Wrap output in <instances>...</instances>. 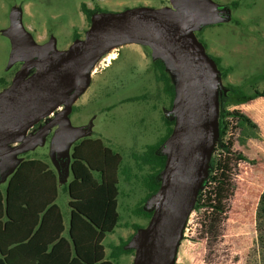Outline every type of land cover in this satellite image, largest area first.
Returning a JSON list of instances; mask_svg holds the SVG:
<instances>
[{
	"label": "rangeland",
	"instance_id": "obj_1",
	"mask_svg": "<svg viewBox=\"0 0 264 264\" xmlns=\"http://www.w3.org/2000/svg\"><path fill=\"white\" fill-rule=\"evenodd\" d=\"M82 2L89 7L99 5L108 12L133 6L161 8L172 18L180 14L175 6L180 4L197 41L204 43L205 47L199 44L205 53L218 57L222 66L231 67L224 78L211 62L216 117L222 98L227 110L245 109L250 113L258 123L253 129L255 136L242 134L237 121L229 125L222 139L233 141L231 149L239 158L233 156L230 162L232 193L225 201L226 211L219 217V224L209 226L208 208L196 207L192 198L178 235L174 264H264V217L257 214V195L264 189V101L256 98L251 104L227 102L228 83L239 85L240 92L245 94H252L255 88L264 89V0H0V107L38 72L41 62L70 47L74 34L84 38L91 22L80 10ZM101 14L94 15L92 20ZM119 51L123 54L113 60ZM158 58L165 63V71L174 84L173 102L164 94L162 83L155 79L153 59ZM25 64L24 71L19 73ZM82 81L85 85L77 93V85ZM182 93L180 73L161 48L131 38L107 46L89 62L66 93L67 106L60 104L61 108L0 147V151L9 150L5 162L4 157L0 158V191H5L11 174L23 159H42L57 175L56 204L67 218L68 194L63 186L72 178L73 144L83 138H100L105 146L121 155L124 163H130L132 153H141L164 134L159 115L178 123ZM140 95L146 99L127 100ZM59 109L63 110L61 114L57 113ZM174 139L175 129L160 148L169 157ZM219 142L220 136L215 132L210 158L222 151ZM209 166L198 192L209 176ZM117 185L119 220L102 244L108 257L112 244L121 238L129 239L127 247L134 251L122 254L116 262L133 264L139 235L150 223L135 209L141 205L145 210L156 211L158 195L141 204L146 189L140 177L126 181L118 174ZM134 225L141 228L136 230Z\"/></svg>",
	"mask_w": 264,
	"mask_h": 264
},
{
	"label": "trees",
	"instance_id": "obj_2",
	"mask_svg": "<svg viewBox=\"0 0 264 264\" xmlns=\"http://www.w3.org/2000/svg\"><path fill=\"white\" fill-rule=\"evenodd\" d=\"M233 4L238 3L234 1ZM86 5L82 2L80 10L88 22L94 14L108 12L100 6L90 9ZM77 39L79 35L74 34V41ZM198 41L205 47L201 40ZM207 55L222 76L227 77L231 67H224L218 57ZM162 70L157 79L163 83V92L173 101L174 84ZM227 86V102L250 103L256 97L264 99V89L255 88L252 94H245L240 92L239 85L228 83ZM220 102L218 134L222 151L209 159V176L195 199L196 207L208 208L209 226L219 224V217L226 211L225 201L232 193L230 162L233 156L239 158L231 149L233 141L222 138L234 121L242 127V134L249 136H255L253 129L257 126L243 109L227 110L222 98ZM175 123L174 119L169 120L168 132L146 145L141 153H132L130 163H124L121 155L105 146L100 138H83L73 144L72 178L63 186L69 199L66 235L62 212L56 204L58 188L54 171L42 159H23L9 178L5 191H0V264H118L116 260L122 254L132 253L134 250L127 247L129 239L121 238L117 244H112L107 258L102 244L105 235L114 231L119 220L118 174L126 181L140 177L146 189L141 204L155 195L161 187L168 159L160 148L172 136ZM257 196V214L263 218L264 189ZM135 212L148 219L154 213L141 205Z\"/></svg>",
	"mask_w": 264,
	"mask_h": 264
},
{
	"label": "water",
	"instance_id": "obj_3",
	"mask_svg": "<svg viewBox=\"0 0 264 264\" xmlns=\"http://www.w3.org/2000/svg\"><path fill=\"white\" fill-rule=\"evenodd\" d=\"M175 6L181 12L173 18L163 9L149 6L100 12L95 19L91 18L84 38L75 40L58 56L41 62L38 72L0 107L1 147L58 105L67 106L66 93L89 62L107 46L129 38L145 40L170 57L183 83L179 99L183 103L182 113L174 126V145L171 156H167L162 184L155 194L157 208L139 235L133 264H174V251L188 205L192 198L196 199L209 164L214 134L218 133L213 61L185 20L184 8L180 4ZM26 66L18 72H23ZM84 85L82 81L76 92ZM8 151H0L1 160ZM5 160L4 157L2 162Z\"/></svg>",
	"mask_w": 264,
	"mask_h": 264
},
{
	"label": "flooded vegetation",
	"instance_id": "obj_4",
	"mask_svg": "<svg viewBox=\"0 0 264 264\" xmlns=\"http://www.w3.org/2000/svg\"><path fill=\"white\" fill-rule=\"evenodd\" d=\"M86 3V2H85ZM87 7H89L88 5H86ZM97 6H99V5H97ZM94 7L95 6H92V7H89L90 9H94ZM82 14H83V16L85 17V19H86V16H85V14L82 12ZM123 54V51H119V52H117V55L116 56H113L112 58H113V60L114 59H116V58H118L117 56L119 55H122ZM134 56V55H133ZM111 62H109V63H107L106 64V66H109V64H110ZM153 66H154V68H155V70H156V72H157V74H156V76H155V79L156 80H158L157 79V77H158V75H160L161 74V70L162 71H165V63L163 62V61H161V59H153ZM158 81H160V80H158ZM161 82V81H160ZM162 83V82H161ZM80 84V83H79ZM79 84L77 85V88H78V86H79ZM162 87H163V83H162ZM82 90V89H81ZM80 90V91H81ZM165 94V93H164ZM167 97H169L167 94H165ZM146 96L145 95H140V96H135V97H131V98H128L127 100H138V99H140V98H143V99H146L145 98ZM171 101V100H170ZM171 102H173V101H171ZM159 117V119H161V132H163V133H166V132H168V130H169V119L166 117V116H163V114H161V115H159L158 116Z\"/></svg>",
	"mask_w": 264,
	"mask_h": 264
},
{
	"label": "crops",
	"instance_id": "obj_5",
	"mask_svg": "<svg viewBox=\"0 0 264 264\" xmlns=\"http://www.w3.org/2000/svg\"><path fill=\"white\" fill-rule=\"evenodd\" d=\"M235 85V84H234ZM256 98H259L260 100H262V101H264V99L263 98H261V97H256ZM256 98H254V99H256ZM254 102V100L252 101V102H250V103H246V104H251V103H253ZM244 111H246L249 115H250V113L247 111V110H245V109H243ZM250 117H251V115H250ZM254 120V119H253ZM256 122V121H255ZM256 124H258L257 122H256ZM32 158V157H31ZM17 167V166H16ZM51 168V167H50ZM52 169V168H51ZM53 170V169H52ZM54 171V170H53ZM14 172V171H13ZM55 173V172H54ZM13 174V173H12ZM11 174V175H12ZM55 175H56V173H55ZM11 177V176H10ZM56 178H57V175H56ZM70 182V181H69ZM68 182V183H69ZM57 188H58V178H57ZM69 200V199H68ZM67 203H68V201H67ZM59 208H60V206H59ZM60 210H61V208H60ZM61 212H62V210H61ZM62 216H63V225H64V235H66V230H67V227H68V222H69V211L67 212V218L64 216V214H63V212H62ZM115 244H117V243H115ZM104 253H105V257L107 256L106 255V250H105V247H104ZM107 258V257H106Z\"/></svg>",
	"mask_w": 264,
	"mask_h": 264
},
{
	"label": "built area",
	"instance_id": "obj_6",
	"mask_svg": "<svg viewBox=\"0 0 264 264\" xmlns=\"http://www.w3.org/2000/svg\"><path fill=\"white\" fill-rule=\"evenodd\" d=\"M56 108H61V107H60V105H58L57 107H55V109H53V111L56 110ZM61 110H62V109H59L57 112H59V111H61ZM53 111H51V113H52ZM51 113H50V114H51Z\"/></svg>",
	"mask_w": 264,
	"mask_h": 264
},
{
	"label": "bare ground",
	"instance_id": "obj_7",
	"mask_svg": "<svg viewBox=\"0 0 264 264\" xmlns=\"http://www.w3.org/2000/svg\"><path fill=\"white\" fill-rule=\"evenodd\" d=\"M49 113H51V112H49ZM48 115V114H47Z\"/></svg>",
	"mask_w": 264,
	"mask_h": 264
}]
</instances>
